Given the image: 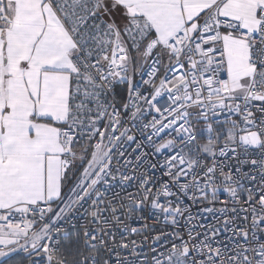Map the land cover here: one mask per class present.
Wrapping results in <instances>:
<instances>
[{
    "label": "snow or ice",
    "instance_id": "obj_1",
    "mask_svg": "<svg viewBox=\"0 0 264 264\" xmlns=\"http://www.w3.org/2000/svg\"><path fill=\"white\" fill-rule=\"evenodd\" d=\"M0 264H264V0H0Z\"/></svg>",
    "mask_w": 264,
    "mask_h": 264
}]
</instances>
